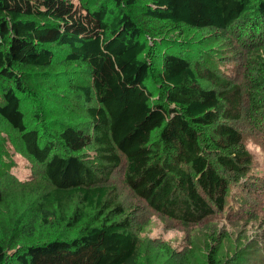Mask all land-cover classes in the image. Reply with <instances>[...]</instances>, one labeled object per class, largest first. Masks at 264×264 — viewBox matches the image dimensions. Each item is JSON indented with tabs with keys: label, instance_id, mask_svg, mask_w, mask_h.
Instances as JSON below:
<instances>
[{
	"label": "trees",
	"instance_id": "1",
	"mask_svg": "<svg viewBox=\"0 0 264 264\" xmlns=\"http://www.w3.org/2000/svg\"><path fill=\"white\" fill-rule=\"evenodd\" d=\"M211 43L244 56L241 81ZM51 106L82 108L87 129ZM0 120L51 187L28 220L0 192V264H142L131 216L106 197L114 173L183 224L246 202L230 192L253 178L238 124H264V0H0ZM52 208L76 233L40 241Z\"/></svg>",
	"mask_w": 264,
	"mask_h": 264
},
{
	"label": "rangeland",
	"instance_id": "2",
	"mask_svg": "<svg viewBox=\"0 0 264 264\" xmlns=\"http://www.w3.org/2000/svg\"><path fill=\"white\" fill-rule=\"evenodd\" d=\"M71 1L78 3V0ZM205 33L203 30L194 35L189 34L186 39L197 41ZM234 38L236 39L235 36ZM218 49L222 52L218 53ZM203 51L217 53L213 57H217L220 71L234 76L236 81H241L246 60L237 53V49L211 43ZM51 107L56 110L55 115L59 122L87 129L88 122L84 114L75 112L82 108L74 107L72 111H65ZM36 108L47 111L45 105L39 104ZM238 126L242 132L243 143L252 155L253 178L244 190L234 186L230 193L241 195L246 202L237 203L229 198L222 211H216L200 223L183 224L171 221L151 210L126 186L121 172L114 173L110 181L105 183L110 187L107 199L122 204L131 216L132 232L139 237L143 248L142 264H175L183 255L187 256V264H205L211 248L216 250L218 264H264V124L252 125L243 122ZM50 188L40 167L26 154L18 133L0 120L2 198L28 220L39 216V197ZM52 210L54 212L49 213L46 222L38 219L35 224L40 241L62 233H76L63 230V223L57 220L59 211L56 214L57 210ZM90 217L91 222L96 220L93 214ZM163 245H167L175 253L171 259L163 258L159 252Z\"/></svg>",
	"mask_w": 264,
	"mask_h": 264
}]
</instances>
